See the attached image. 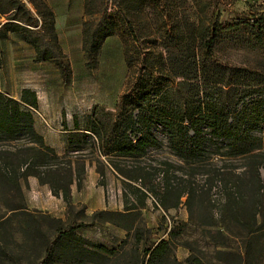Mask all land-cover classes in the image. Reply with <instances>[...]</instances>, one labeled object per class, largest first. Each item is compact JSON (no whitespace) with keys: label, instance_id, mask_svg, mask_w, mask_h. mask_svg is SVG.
Returning a JSON list of instances; mask_svg holds the SVG:
<instances>
[{"label":"rangeland","instance_id":"374dc122","mask_svg":"<svg viewBox=\"0 0 264 264\" xmlns=\"http://www.w3.org/2000/svg\"><path fill=\"white\" fill-rule=\"evenodd\" d=\"M24 1L33 13L17 10L16 14L34 23L36 9ZM204 1L211 4L201 11L197 0H93L96 9L107 12L115 23V32L104 40L93 67L86 64L83 48L86 0L46 1L54 11L58 43L70 66L62 91L66 105L77 106L83 122L88 123L92 116V123H99L100 130L109 133L120 114L122 96L137 94L140 78L156 84L152 93L155 109L165 106L173 113L199 105L203 111L231 112L264 97V91L253 90L255 83L264 82V20L256 24L249 21L264 12V0ZM8 16L0 12V25L13 20ZM199 20L204 26L214 20L234 24L219 28L210 42L201 36L204 32L197 27ZM23 35L1 27V61L4 50H13L25 40ZM127 46L133 55L131 67L125 58ZM131 108L128 104L121 112L127 114ZM200 129L207 139L200 150L190 152V142L180 149L182 145L170 140L162 122L154 121L152 130L160 145L142 158L150 170V174L144 173L150 187L106 168L104 176L99 173L106 208L93 213L107 212L94 218L93 213H85L82 203L68 210L66 222L82 220L90 228L99 226L103 235L95 242L114 249L112 253L61 248L45 259L47 243L54 238L58 223L51 214L39 210L30 209L31 216L12 213L15 204L25 202L24 190L0 187V217L4 216L0 223V264H148L150 253L146 250L163 239L170 240L169 249L153 264H264V212L255 220L252 217L264 207V163L260 184L251 173L239 176L251 162L232 155L228 141L212 136L207 121ZM252 133L262 134L259 129ZM89 135L91 138L80 142L78 154L85 165L81 187L91 181L87 163L95 165L96 171L99 165L98 148L93 145L98 140L92 132ZM261 160L264 162V156ZM166 169L174 186L194 189L190 205L186 195L177 207L165 210L159 204ZM125 194L129 207L134 208L125 215L112 213L126 211ZM176 194L170 192L167 200L173 202ZM89 196L96 204L95 188L89 190ZM107 222L122 226L125 234L112 240V231L103 228ZM174 226H180L181 232L171 238L169 231ZM89 230L101 233L94 227Z\"/></svg>","mask_w":264,"mask_h":264},{"label":"trees","instance_id":"16d2710c","mask_svg":"<svg viewBox=\"0 0 264 264\" xmlns=\"http://www.w3.org/2000/svg\"><path fill=\"white\" fill-rule=\"evenodd\" d=\"M28 1L36 9L37 17L34 23L24 21L16 14L17 10H27L31 14L33 13L24 0H0V12L7 13L8 18L13 19L1 24L0 30L2 26H6L13 31L22 32L25 40L35 47L36 58L38 60H57L62 75L66 78L70 73V66L58 43L54 11L45 0ZM210 4L211 2L197 0L201 11L206 10ZM85 7L88 17L84 21L83 48L87 57L86 64L93 67L104 40L115 32V23L107 12H100V9H96L93 0H86ZM38 18L42 19L41 23ZM263 20L264 12L259 17L251 16L249 19L253 24ZM197 22V27L202 28L204 32L201 36L208 38L210 42L216 38L219 28H226L234 24L233 22L214 20L208 26H204L203 21ZM125 55L127 64L131 67L133 55L129 46L125 48ZM217 68L216 66V72H218ZM195 70V76L198 77L200 69L197 57H195ZM246 70L249 71V69ZM181 75L184 76L183 73ZM138 82L137 94L130 93L122 96L120 114L109 133L100 130L99 123H92V116H90L89 122L86 123L87 131L72 134L69 138L68 149L62 155L49 146L44 137L35 129V117L31 107L37 106L36 93L30 88H24L19 100L0 89V187L16 188L22 192V180L29 175H35L42 183H49L53 193L62 196L69 209H72L74 204L72 203L71 185L76 182L80 188L85 172V165L82 163V159L78 158L81 149L80 142L87 141L88 137L91 138L89 132L95 134L98 140L97 143L93 142V145H97L98 148L97 161L99 165L97 170L102 176L105 175L106 168H111L126 179L140 180L144 186L150 187L147 182L148 177L145 175L146 173L150 174V170H147L142 164V158L149 155L153 147L160 145L158 136L152 130V124L156 120L161 121L168 129L171 141H178L182 145L180 149H184L183 145L190 142V152L200 150L207 139L200 129L201 124L207 121L211 135L227 140L232 155H240L251 162L239 176L251 173L259 184L262 182L260 169L264 163L261 160L264 156V97L245 103L231 112L211 109L203 111L202 105H199V107L186 110L183 113H173L165 106L159 107L160 109H155L153 106V101L156 100L152 95L156 88L155 83L148 82L145 78H140ZM254 86V91H264L263 81L255 83ZM128 104L132 106L131 111L123 114L121 108ZM253 129H259L262 134H253ZM184 153H188V151L184 150ZM75 155L77 156L73 159ZM165 165L169 166L171 163L165 162ZM169 174V169L163 170L165 187L159 204L165 210L177 207L181 198L186 195L187 203L190 205L195 194L194 189L177 188L171 183ZM172 191H177V194L175 200L170 202L167 200V194ZM142 193L147 195V192L142 191ZM125 196L126 211H112V213L125 215L134 208L129 207L127 194ZM263 208L253 213L254 220L259 213L263 215ZM10 211L25 216H31L32 213L25 202L15 204ZM106 212H95L92 217L96 218L95 216ZM3 217H0V223ZM52 219L58 223V227L54 238L47 243L45 259L53 257L61 248L73 250L86 248L104 253L115 251L105 244L78 234V229L88 225L86 222L82 220L66 222L55 216H52ZM180 230V226H174L169 231L170 237L178 235ZM169 244L170 240L163 239L148 248L146 250V253H150L148 264H153L156 259L164 257L169 249Z\"/></svg>","mask_w":264,"mask_h":264},{"label":"crops","instance_id":"0c3cea01","mask_svg":"<svg viewBox=\"0 0 264 264\" xmlns=\"http://www.w3.org/2000/svg\"><path fill=\"white\" fill-rule=\"evenodd\" d=\"M46 1L50 3V0ZM12 49L3 52L0 64V89L19 100L24 88H30L36 93L37 106L31 107L35 117V129L49 146L62 155L68 149L70 136L87 131V124L81 120L77 106L66 105L62 92L65 83L60 64L57 60H38L35 47L26 40L19 41ZM86 170L88 176L90 175V183L86 181L84 186L78 189L77 183L74 182L71 185V192L72 203L84 204L85 213L89 214L96 209L106 208V199L105 189L99 184L100 174L96 171V166L87 163ZM22 186L25 203L29 209L43 211L65 220L64 217L69 210L68 204L62 196L53 193L49 183H42L37 176L29 175L22 180ZM92 188H95L97 193L96 204L89 196V190ZM105 225L103 228L113 233L112 240H118L117 237L125 234V230L115 224L107 222ZM93 227L101 233L91 232L89 229ZM93 227H82L77 233L97 241L98 235H103V230L99 226Z\"/></svg>","mask_w":264,"mask_h":264}]
</instances>
